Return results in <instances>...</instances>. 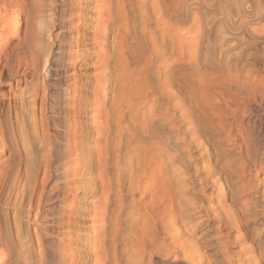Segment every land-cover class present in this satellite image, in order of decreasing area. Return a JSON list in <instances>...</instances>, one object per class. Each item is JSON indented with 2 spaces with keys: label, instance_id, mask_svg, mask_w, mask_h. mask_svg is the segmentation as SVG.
<instances>
[{
  "label": "bare ground",
  "instance_id": "1",
  "mask_svg": "<svg viewBox=\"0 0 264 264\" xmlns=\"http://www.w3.org/2000/svg\"><path fill=\"white\" fill-rule=\"evenodd\" d=\"M65 2L51 0L53 18H60L55 9ZM224 2H87L88 8H105L94 37L103 39L106 56L100 61L104 70L96 82L89 81L97 74L85 70L82 84L74 91L81 119L75 127L79 142L70 146L67 159L59 124L49 117L40 125L42 146L27 149L28 153L39 150L41 155L24 158L18 166L16 184L21 182L22 188L17 191V203L26 208L32 222L28 240L41 247L34 264H57L50 256L53 227L66 189L63 179L70 173L76 178L77 198L71 236L77 252L70 261L66 257L70 264H143L153 254L175 257L172 264L192 263L202 252L185 227L192 203L189 196L195 194V182L206 186L213 177L222 183L224 203H228L220 210L227 239L219 243V261L212 260L213 252H206L202 257L207 258L198 259L199 263L264 264L263 182L257 175L241 184L244 166L264 170V120L244 122L248 110L264 107V91L258 92L255 84L258 61H264V0H234L236 4L217 13ZM215 12L218 16H213ZM232 59L241 64L224 70ZM88 64L82 62V66ZM223 73L234 75L225 78ZM208 75L216 82L224 77L226 91L237 95L236 101H219L214 107L225 104L218 123L211 117L205 87L201 88ZM99 88L103 108L96 127L88 92ZM48 101L41 109L52 107ZM230 107L235 109L229 111ZM235 123L240 128L229 145L220 135L233 131ZM199 140L209 148L198 168L191 151ZM21 149L19 145L17 154ZM20 215L17 209L14 220ZM88 220L99 224H88ZM97 234L102 237L100 246L93 240Z\"/></svg>",
  "mask_w": 264,
  "mask_h": 264
},
{
  "label": "rangeland",
  "instance_id": "2",
  "mask_svg": "<svg viewBox=\"0 0 264 264\" xmlns=\"http://www.w3.org/2000/svg\"><path fill=\"white\" fill-rule=\"evenodd\" d=\"M88 1L66 0L65 5L59 4L55 9L60 18H53L51 0H0V264H34L39 258L41 247L36 241L32 242L27 238V234L32 228V222L26 216V208L17 203L19 199L17 191L22 188L21 182L16 184L19 162L24 158L41 155L39 150L28 153L27 149L31 146H38V148L42 146L41 132L43 133V131L40 129V125L42 122H46L49 117L55 121L57 127L59 124L61 131H58V134H60L63 155L68 159L71 152L70 146L75 147L79 142L75 136V127L81 121L78 116L77 103L74 101V91L78 88L77 84L79 86L82 84L86 76L85 70L90 74H97L90 79L91 84L96 82L97 76L100 77V73L104 70L100 62L106 56L103 39L94 37V34L99 32L105 8H88ZM202 1L204 0H199V2ZM231 1L223 0L225 4L215 11L217 13L224 12L221 9L228 8L234 3V0ZM217 13H213V16H216ZM226 14L228 15V13ZM30 15L32 16L31 20L26 23L25 21ZM197 15L195 16L197 17ZM195 16L193 15V18ZM195 29L194 36L198 33V29ZM229 54H233V52ZM232 60L231 63L229 62L230 64L225 63L224 70L228 71V66L232 64L235 67L241 64ZM83 61L90 62V64L86 67L82 66ZM260 61L258 63L261 64L257 65L260 73L258 71L259 77L257 76L255 83L258 92L261 89L264 91V61ZM232 73L236 74L235 71ZM232 73L223 74L226 75V78L228 75L233 76ZM209 76L208 79L203 78V84H208H206L207 86L202 85L201 88H205L201 90L205 93V98L211 102L208 107L213 114L211 117L215 123H218V119L224 114L225 104H222L218 109L214 107L219 105V101L222 103L236 101L237 95L234 91H226L223 76H219L223 79H220L221 81L217 79L218 82L213 76ZM258 78L259 80L261 78L262 81L258 82ZM220 83H223V87ZM209 85L210 87H208ZM102 93L101 88L88 92V101L92 102L95 108L93 114H95L94 119L97 122L94 125L96 127H99L102 121ZM46 101L50 102L52 107L41 109ZM257 107L252 108V111L248 110L245 123L264 120V107H259V109ZM234 109L235 107H230L228 110ZM51 126L54 127V124L51 123ZM239 128L235 123L233 131L225 130L220 135V140L223 139L230 145L233 137L238 134ZM262 143L264 146V141ZM19 145L22 149L21 153L17 154ZM208 148V145L202 140L197 141L196 146L195 144L192 146L191 156L193 155L196 167L199 168L204 163V159L206 160ZM244 168L246 174L244 172L241 175L243 179L241 184L253 181L258 175L259 180L263 182L262 189L264 190V170L257 172V168L254 169L250 166H244ZM182 176L186 177L185 174ZM74 178L75 176L70 173L67 178L63 179L66 189H64V198L61 201L62 207L60 210L58 207L56 208V214H59V217L56 218L57 222L53 227L54 244L51 246L53 250L50 256L57 264L69 263L72 255L77 252L72 246L73 238H71L74 234L72 211L74 202L77 200L73 183L76 178ZM199 178L203 179V176L199 174ZM216 178L213 177V183L206 186H203L202 183H194L195 194L189 196L192 203L189 202L191 208L185 214V227L191 232L192 243L195 242L194 244L201 248L202 255L206 252H208L207 254L213 252L212 260L219 261L221 258V253L219 254L217 251L220 248L219 243L227 239L220 210L223 206H228V203H224L222 183ZM186 183H190V180H186ZM147 200L148 198L143 203ZM17 209L21 211L22 215L14 220ZM58 218H60L59 221ZM88 222V224L91 222L99 224L97 220H88ZM98 226L96 225L95 228ZM100 237L97 234L93 239L98 246L102 242V237ZM231 238L233 239V234ZM202 255L189 264H200L198 259H206L208 256L202 257ZM152 256L153 259L149 260L147 257L143 264L148 262V264H172L171 262L175 259V257L170 259L171 257H164L161 254ZM66 257L69 258V261ZM161 260H165V262Z\"/></svg>",
  "mask_w": 264,
  "mask_h": 264
}]
</instances>
